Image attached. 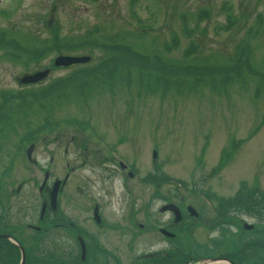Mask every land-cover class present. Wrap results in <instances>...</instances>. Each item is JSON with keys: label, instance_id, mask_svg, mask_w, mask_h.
<instances>
[{"label": "rangeland", "instance_id": "rangeland-1", "mask_svg": "<svg viewBox=\"0 0 264 264\" xmlns=\"http://www.w3.org/2000/svg\"><path fill=\"white\" fill-rule=\"evenodd\" d=\"M4 31L38 40L144 34L145 47L165 58L181 61L186 55L212 54L223 62L233 60L251 36V61L264 72V0H0V34ZM61 56L90 57L85 65L103 58L98 50L60 51L28 63L0 51V95L39 91L80 68H54L53 61ZM45 70L50 72L43 81L19 84ZM115 76L117 80L90 82L78 94L60 93L22 107L8 126L0 125V218L10 223L2 232L14 227L20 235L12 240L32 246L27 252L41 260L38 264L47 262L42 253V247L49 248L47 235L55 240L63 236L44 223L48 233L36 238L31 227L50 194L44 193L46 173L59 186L64 181L59 197L70 216L90 221V211L80 216L74 211L101 204L102 223L114 228L100 241L116 250L120 264L174 239L165 224L173 220L159 209L163 201L183 199L197 215L193 221L188 217L185 226H196L193 238L205 243L207 228L225 223V212L214 213L218 206L254 193L264 197V78L242 71L233 79L164 82L159 91L158 84L153 89L148 84V74L145 81ZM120 163L129 169L121 171ZM228 209L234 216H227L231 222L226 224L256 225L264 234V210L243 205ZM203 214L218 217L208 223ZM130 228L135 235L127 244ZM213 235L223 236L221 231ZM192 246V240L182 243L183 255L204 264ZM154 257L141 262L152 264ZM157 258L163 259L161 264L176 261Z\"/></svg>", "mask_w": 264, "mask_h": 264}, {"label": "trees", "instance_id": "trees-1", "mask_svg": "<svg viewBox=\"0 0 264 264\" xmlns=\"http://www.w3.org/2000/svg\"><path fill=\"white\" fill-rule=\"evenodd\" d=\"M250 38L251 36L247 39L250 40ZM248 41L238 49L233 60L226 62L221 61L222 57L212 56V54L202 58L186 55L183 60L176 61L165 58L151 48H146L144 34L118 33L116 36L105 37L90 33L67 39L38 40L22 36L17 32L4 31L0 34V51L28 63L41 61L51 53L60 51L98 50L103 58L93 65H80V68L69 76L59 78L39 91L2 93L0 95V125L3 123L8 126L7 121L22 107L41 103L60 93H65L64 97L81 93L79 88L82 86L96 80H104L106 77L117 80L118 77L115 75H119V78L128 77V80L138 78L145 81L144 75L148 74L150 77L148 84L152 89L153 84H158L159 91L164 87V82L167 84V82L194 78L215 79L219 76H223V79H233L242 71L256 78H264V72L254 67L251 61ZM154 42L153 38L149 40L151 46ZM256 196V193L252 197L243 196L240 201L231 205H243L253 209L264 207V197ZM221 208L225 209L226 206ZM0 243L7 245V247H0V264H17L18 250L5 240L0 239ZM25 261V264L28 262L38 264L27 251Z\"/></svg>", "mask_w": 264, "mask_h": 264}, {"label": "flooded vegetation", "instance_id": "flooded-vegetation-1", "mask_svg": "<svg viewBox=\"0 0 264 264\" xmlns=\"http://www.w3.org/2000/svg\"><path fill=\"white\" fill-rule=\"evenodd\" d=\"M119 168L121 171L126 172V168H121L120 165ZM129 173L130 172H127V175L130 177ZM46 175L47 177L43 183L44 193L47 195V192L50 190V194L48 197L44 198L42 205L40 206L37 224L31 227L34 230L36 238L42 235V233H48L47 228L42 225L44 223L47 225L50 224V232L60 231L63 235L61 238H56L57 240L47 235L45 241L48 242L49 248L45 249L42 247L44 252H48V254L42 252L44 260L46 259L48 262H46V264H120L119 259L114 256L116 254V250H113V248H110L106 244H102L100 241L103 233L105 234L110 229V231H112L114 228V226L102 223L101 215L99 214V211H101V204L94 203L90 207L82 205L77 207L79 209L74 211V214L79 216L80 213L86 214L90 211L89 213H92V216L90 215L87 218L90 221L85 220V218L81 221L79 217L70 216L68 207L65 205L62 206L61 203L63 200L59 197V195L62 197L65 185L64 181L62 182V186V183H60L61 187L58 185L55 199L52 202L51 197L53 188L55 183L58 181H49L48 179L51 178L49 173H46ZM173 201H163V204L159 209L172 204L176 207L178 212L177 218L173 216L170 210L164 212V214H170L171 221L173 220L170 222V219H168L165 224L168 222V230H171L174 233V239L172 240L170 238L168 239V242L164 240L156 248L149 250L146 253L139 254L128 263L122 264H144L141 261L146 259L145 256L149 255L155 256L152 264H161L158 261H162L163 259L157 258L160 256L170 257L173 261L176 260L175 264H184L183 262H185V264H196L193 257H191V254L190 256H187L182 253L181 245L187 240H192L193 246L191 248V252L193 255L201 256L197 257L199 258L197 261L201 262L206 260L205 264H264V234L258 230L256 225L248 227L242 223H238L237 221H234L233 224H226L231 222L228 221L227 216H230L232 211L219 209L221 213L225 212L224 217L221 218L225 223L207 228V234H205L204 239L205 243H196L200 240L198 238H193L192 232H194V228L196 226L194 227L193 225H188L186 227L185 225L190 223L188 217H191L193 221L197 215H195V212L192 209L190 211L183 205L185 202L183 199ZM64 203L65 202L63 201V204ZM59 204L61 206H59ZM255 211L259 210L257 209ZM71 214L73 215V212ZM256 215L259 217L258 214ZM204 217H207L206 222L209 223L212 219L218 216H209L208 214H205ZM83 221H85V223ZM86 223H90L93 228H89ZM132 226L134 227V224H131V228ZM131 228L126 235L129 238L127 244H131L129 241H131V238L135 235V233L131 231ZM9 230L10 231H6L9 233L3 232L1 236H11L12 238H16V235H20L14 232V230H16L14 227H11ZM217 231H221L223 236L215 238L213 233H216ZM184 232L185 235L181 236V233ZM165 234L167 238L169 233ZM0 239L5 240V238ZM68 242H71L72 245H69ZM30 249H32V246ZM49 252H52L55 256H50ZM56 257H61V259H57ZM138 261L140 263H138Z\"/></svg>", "mask_w": 264, "mask_h": 264}, {"label": "water", "instance_id": "water-1", "mask_svg": "<svg viewBox=\"0 0 264 264\" xmlns=\"http://www.w3.org/2000/svg\"><path fill=\"white\" fill-rule=\"evenodd\" d=\"M89 61H90L89 57H64V56H61V57H57L54 60V66L55 67H69V66L77 65V64H85V63H88ZM48 73H49V70H45L43 72H38V73H35L33 75H30V76H25L20 80V84L25 85V84L38 83L41 80L45 79L46 76L48 75ZM56 190H57V185H55L54 190H53V194L51 197L52 202L55 199ZM167 209H171L175 213V215L178 216L176 208L168 206ZM163 210H165V209H163ZM21 253H22L21 254L22 255L21 264H23L24 255H23L22 251H21Z\"/></svg>", "mask_w": 264, "mask_h": 264}]
</instances>
